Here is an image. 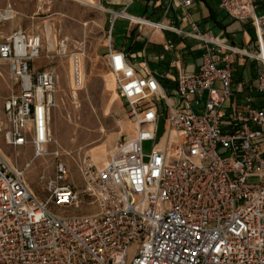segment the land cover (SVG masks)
Instances as JSON below:
<instances>
[{
	"label": "built area",
	"instance_id": "built-area-1",
	"mask_svg": "<svg viewBox=\"0 0 264 264\" xmlns=\"http://www.w3.org/2000/svg\"><path fill=\"white\" fill-rule=\"evenodd\" d=\"M217 1L227 17L252 25L257 51L226 47L191 22L201 65L194 74L178 70L175 101L153 77L138 75L123 53L111 51L109 41L108 71L134 135L117 142L103 166L85 155L80 190L68 183L66 163L56 161L51 177H38L48 192L40 202L25 180L31 162L16 167L0 147V264H264V16L257 12L261 0ZM179 5L187 8L191 0ZM108 14L110 28L118 18L134 21ZM41 45L39 36L20 29L0 42V77L5 69L17 90L3 100L0 137L5 147L30 145L32 160L52 142L55 107V73L36 66ZM231 55L261 64L245 87L262 97L261 108L250 95L230 103L245 91L232 84ZM73 76L79 83L77 59ZM160 117L167 128L162 144L154 143ZM253 176L259 183H249ZM50 206L97 211L64 216Z\"/></svg>",
	"mask_w": 264,
	"mask_h": 264
},
{
	"label": "rangeland",
	"instance_id": "rangeland-1",
	"mask_svg": "<svg viewBox=\"0 0 264 264\" xmlns=\"http://www.w3.org/2000/svg\"><path fill=\"white\" fill-rule=\"evenodd\" d=\"M95 2L102 8L97 0ZM8 6L14 12V18L0 23V42L4 36L17 29L39 36L42 48L36 66L52 70L56 76L55 108L49 126L53 136L46 155L32 160L33 148L30 145L19 149L5 147L0 137L1 150L14 166L22 168L25 163L31 162L25 173L26 184L40 202H45L48 192L39 184L38 177H51L56 161L66 163L70 172L68 183L80 190L82 181L78 167L85 155L88 153L95 163L103 161L102 148L105 146L111 149L109 153L112 152L117 142L134 135V128L125 116L126 107L115 90L113 78L99 52L109 43V14L70 0H0V11L6 10ZM46 25L51 26L53 31V48L49 53ZM60 44L66 46L65 55L62 56ZM74 54L79 55L82 66L83 80L80 88H76L72 82L71 56ZM1 76L0 119L3 121V100L17 90L11 89L5 69ZM145 104H150V101ZM228 105L229 102L225 107ZM166 129L164 119L160 117L154 130V143H163L161 137ZM55 137L58 145L53 144ZM175 138L176 134L170 133V144L174 143ZM151 146L150 142L144 143V152L148 153ZM97 155L99 158H96ZM258 178L251 177L249 183H259ZM81 202L84 205L87 199H81ZM50 210L64 216L90 215L97 211L92 206L68 209L50 206Z\"/></svg>",
	"mask_w": 264,
	"mask_h": 264
},
{
	"label": "crops",
	"instance_id": "crops-1",
	"mask_svg": "<svg viewBox=\"0 0 264 264\" xmlns=\"http://www.w3.org/2000/svg\"><path fill=\"white\" fill-rule=\"evenodd\" d=\"M97 1L106 14L108 11L123 13L127 17L143 21L139 23L122 18L115 20L109 30L111 51L123 53L138 75L153 77L162 86L165 97L170 101H175L173 93L178 70L194 74L201 65L203 50L201 43L192 38L191 22L197 25L201 35L214 37L218 43L226 47L247 53L257 51L252 25L227 17L220 10L217 0H191V5L187 8L179 5L183 0ZM257 12L264 16V0L259 2ZM186 15H189L190 19H187ZM144 22L158 24L161 27L154 28ZM64 43L63 41L62 44ZM63 47L65 50L66 46ZM99 52L108 70V46H104ZM230 59L232 84L234 87L241 85L245 90V87L253 83L256 75L262 71V66L235 55H231ZM115 90L118 93L116 86ZM249 95L246 90L241 94L235 93L230 103L238 104ZM254 95L258 94L250 96L253 98ZM104 149L111 150L105 146ZM107 156L104 157L106 161ZM104 160H98L96 164L103 166L106 163Z\"/></svg>",
	"mask_w": 264,
	"mask_h": 264
},
{
	"label": "bare ground",
	"instance_id": "bare-ground-1",
	"mask_svg": "<svg viewBox=\"0 0 264 264\" xmlns=\"http://www.w3.org/2000/svg\"><path fill=\"white\" fill-rule=\"evenodd\" d=\"M72 2H75L79 5H82V6H86V7H90V8H93V9H96V10H99V11H102V8H100L99 6L96 5V2L95 0H70ZM0 16L2 17L3 20H10L14 18V12L8 7V9H6V11H0ZM135 22H137L138 20L137 19H134ZM148 25V24H147ZM45 33H46V38H47V41H48V45H47V52L49 53L52 48H53V43H52V34H53V31H52V28L51 26L49 25H46L45 27ZM62 55H65L64 54V47L62 46ZM74 59H77L78 60V67H79V72H80V82L79 83H76L75 82V79H74V76H73V64H74ZM71 67H72V82H73V85L76 87V88H80L82 86V80H83V72L81 70V67L80 66V59H79V55L78 54H74L71 56ZM55 108V107H54ZM50 133V137L52 138V133L51 131H49ZM173 133V132H171ZM56 136V135H55ZM59 139V138H58ZM57 139V140H58ZM53 144H56L58 145L57 141H56V137H55V141L53 140ZM102 154L99 153V155H103L105 157V155H108L109 151H105L104 147L102 148L101 150ZM113 151V150H112ZM112 154V152L109 153V155ZM5 155V154H4ZM99 155L96 156V158H99ZM6 156V155H5ZM101 156V157H103ZM8 159V158H7ZM104 159V158H103ZM92 160V158H91ZM93 161V160H92ZM106 161V160H105ZM94 162V161H93ZM95 163V162H94ZM96 164V163H95Z\"/></svg>",
	"mask_w": 264,
	"mask_h": 264
},
{
	"label": "trees",
	"instance_id": "trees-1",
	"mask_svg": "<svg viewBox=\"0 0 264 264\" xmlns=\"http://www.w3.org/2000/svg\"><path fill=\"white\" fill-rule=\"evenodd\" d=\"M262 98L260 95H254L253 96V106L257 107V108H261L262 107Z\"/></svg>",
	"mask_w": 264,
	"mask_h": 264
}]
</instances>
